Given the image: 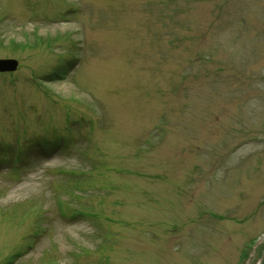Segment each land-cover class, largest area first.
<instances>
[{"label": "rangeland", "instance_id": "obj_1", "mask_svg": "<svg viewBox=\"0 0 264 264\" xmlns=\"http://www.w3.org/2000/svg\"><path fill=\"white\" fill-rule=\"evenodd\" d=\"M0 58V264H261L264 0H0Z\"/></svg>", "mask_w": 264, "mask_h": 264}, {"label": "water", "instance_id": "obj_2", "mask_svg": "<svg viewBox=\"0 0 264 264\" xmlns=\"http://www.w3.org/2000/svg\"><path fill=\"white\" fill-rule=\"evenodd\" d=\"M16 62L12 60H0V71L15 69Z\"/></svg>", "mask_w": 264, "mask_h": 264}]
</instances>
